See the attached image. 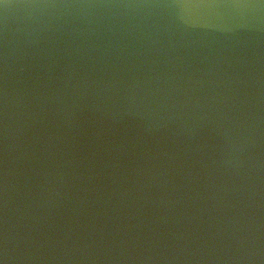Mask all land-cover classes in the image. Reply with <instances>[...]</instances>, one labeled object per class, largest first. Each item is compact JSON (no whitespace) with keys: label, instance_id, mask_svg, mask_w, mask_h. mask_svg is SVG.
<instances>
[{"label":"water","instance_id":"95a60500","mask_svg":"<svg viewBox=\"0 0 264 264\" xmlns=\"http://www.w3.org/2000/svg\"><path fill=\"white\" fill-rule=\"evenodd\" d=\"M0 264H264V0H0Z\"/></svg>","mask_w":264,"mask_h":264}]
</instances>
